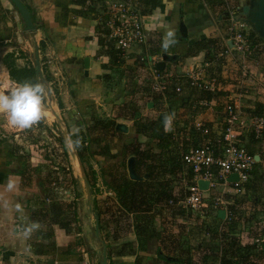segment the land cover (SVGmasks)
<instances>
[{"label": "trees", "instance_id": "obj_1", "mask_svg": "<svg viewBox=\"0 0 264 264\" xmlns=\"http://www.w3.org/2000/svg\"><path fill=\"white\" fill-rule=\"evenodd\" d=\"M205 1L208 6L217 8V18L221 16L218 23L227 33L230 12L241 11V0ZM141 3L142 11L146 14L151 8L159 5L160 1L141 0ZM70 4L76 7L62 8V24L68 25L72 22L68 18L72 12L76 15L98 18L96 36L99 54L107 55L110 60L108 67L106 65L103 67L113 69L124 64L125 55L116 48L112 40L108 39V31L104 25L106 15L103 13V0H71ZM32 17L34 20L33 15ZM249 38L252 45H256L254 58L262 61L260 72L262 85L259 86L263 87L264 41L253 31H250ZM163 41V33L153 29L146 48L150 56H162L163 53H167L176 54L178 57L180 54L181 61L187 56L204 52L205 59L209 62L206 76L217 77L219 89L211 92L193 87L187 78L182 76L179 77L180 83L176 78H164L166 89L163 92L156 91L153 89L154 83L146 56L141 55L134 63L135 73L131 71L129 75L131 77H128L125 83L127 95L122 102L115 103L110 115L100 113L94 102L88 103L82 123L84 128L71 133V140H80V146L74 147L86 169L93 193L96 194L94 208L100 218V233L103 229L101 222H104L102 213L112 211L113 217L110 216V220L114 225L109 235L114 239L130 235L133 231L136 235V240L123 244L120 251V254H136L135 264H197L193 259V250L197 248L210 249V255L204 256L202 264H261L258 259L264 258V245L258 248L255 243H243L240 233L250 220L246 215L247 211L256 210L257 200H254V197L262 202L264 198V130L260 136L249 129L243 130L239 135L238 145L244 146L252 154H259L261 160L256 162L249 179L244 183L243 193H228L223 196V190L221 191L222 199L226 200L223 206L233 212L230 218L221 219L218 216L222 205L216 204L218 195L213 193L208 198L204 197L203 207L195 209L181 205L179 202L184 199L190 184L187 179L192 176V171L186 167L182 155L189 146L198 145L202 141L200 132L194 126L195 116L204 108L200 101L218 97L223 102L222 109L228 100V92L224 89L229 84L238 82V74L236 76V73L228 72L231 57L220 55L224 48V41L220 35L196 41L185 51H178L177 47L165 50L162 46ZM45 44V41H41L42 50ZM17 58L15 52H8L3 58L13 82L43 83L36 75L34 64L20 66ZM156 63L152 67L157 69ZM168 63L171 64L167 62L164 69H158L160 73L174 71L175 75H180L177 70L169 68ZM46 80L50 81L47 74ZM179 84L183 88L181 92L176 90ZM249 90L256 93V89ZM182 94L186 100L175 111L170 129H163L164 122L158 119L159 112L164 109L165 104H171ZM149 102L153 103L152 108L148 107ZM243 109L249 118L264 117V97H259L254 102H246ZM219 118L223 120L221 115ZM118 119L131 121V130L126 132L117 128ZM205 124L210 128L207 138L218 147L222 127H216L212 121ZM55 126L58 128L57 123L48 126L41 121L36 125L39 128L37 137L32 141L27 140L32 144L47 142L45 156L48 161L42 160L40 164L32 162L31 149L28 150L19 143L14 135L0 136V156L7 157L10 162L13 160L19 162L13 170L21 175L22 186L29 187L35 183L41 189V193L35 194L27 204L31 223L46 226L44 230L34 229L31 235V244L35 246L33 250L38 254H50L57 250L53 240L54 226L65 229L67 233L82 232V228L76 226L77 203L64 199L67 192L68 196L81 195L77 189L79 179L73 175L69 153L60 135L61 129L58 128L59 133H56L53 131ZM141 136L145 140L140 139ZM97 156L105 157L108 162L99 165V170L92 169L91 165ZM131 157H134L133 169L136 178L130 176L128 162ZM98 176L108 189L114 192V198L101 201L97 197L95 184ZM249 193H256L253 199L249 197ZM232 199L234 201L230 203ZM105 203L108 204L106 208ZM131 214H136L134 219L131 218ZM253 214L251 213L250 217ZM156 218L160 219L159 226L154 223ZM258 232L260 233L259 230ZM201 234H205L203 236L205 239L198 243L192 240ZM206 235L209 238H206ZM43 238L47 242H43ZM101 238L105 241L102 235ZM153 238L158 242L157 257L143 254L150 250ZM79 244H86L83 237L78 241L77 245ZM59 257L65 256L61 254Z\"/></svg>", "mask_w": 264, "mask_h": 264}, {"label": "crops", "instance_id": "obj_2", "mask_svg": "<svg viewBox=\"0 0 264 264\" xmlns=\"http://www.w3.org/2000/svg\"><path fill=\"white\" fill-rule=\"evenodd\" d=\"M22 1L34 16V22L37 26V30L34 32L25 30V24L20 16V13L11 0H0V82L3 83L0 85L1 87L5 86L4 83L6 84L7 82L14 86L19 85L10 79L8 68L3 62L5 54L8 52H15V54L18 56L17 62L20 66L30 64L35 65V46L39 47L41 67L45 76L46 74L49 75L50 81L48 82L50 84L55 82L52 69L62 71V74H65V77L67 72L72 73L80 71L82 76L84 78L87 77V79L94 78L93 76L96 75L99 77L102 72H104V69L101 67V59H103L104 55L99 54V43L98 37L96 36V26L99 22L98 18H93V16L85 17L76 15L72 12L69 13L68 16L72 22L68 25H63L61 14L62 8L65 6L76 7L75 5L70 4L71 0ZM159 1V5L146 12L145 20L147 26L151 34L152 30L156 29L157 31H161L163 33V38L165 39L167 33L171 31L172 23L175 22L176 26L174 33L177 40L175 47H177L178 51H185L188 46L192 45L196 41L213 35H220L224 41V38L229 34L226 33L225 29L223 30L220 28L218 20L221 16L217 18V8L208 6L205 0ZM248 3L249 0H241V6ZM99 6L101 5L99 4ZM149 21H154V28L149 26ZM229 24L230 21L228 22V25ZM178 34L180 35V38L178 37ZM41 41H45L46 43L43 50L40 48ZM228 55L231 57L229 58L231 61L228 63V72L236 73V76L237 74L239 76L240 70L237 71L239 68V55H237L235 52L234 54ZM153 57L156 58H154L155 61H153V63H156L158 56L154 55ZM86 59H88V65H86L85 62ZM48 60H52V63L49 64ZM186 60H189L190 62L189 67L209 63L205 59L204 52L188 57ZM183 63L186 64L185 62H182V64ZM261 63V59H255L254 57L250 61L251 69L255 73L256 80L260 85H262L260 81ZM182 64L179 65L178 68H173H176L175 70L181 72L185 69L182 68V66H184ZM72 77L74 76H71L70 74L66 77V80L68 79L67 86L69 87L70 84L72 90V97H70L66 89L65 92L59 93L57 103L59 104L60 102L62 104V102H64L67 105L69 112L72 111V109H76L78 111L81 124L78 125V122H75L76 125L73 126L74 129H71V133H75L84 128L82 123L86 111L82 110V105L74 103L72 104V101L74 102V98L78 99V97H76L77 95H75L76 93L73 92L74 85ZM237 84L238 82H235L225 87L224 90L228 92V100H232L235 94L238 92L239 89L237 88ZM253 85L255 84H249V88H253V90L256 89L257 96L252 90L247 91L243 96V104L249 101L254 102L257 100V98L264 97V86L262 87L259 85ZM46 88L49 90L47 86ZM84 97L86 96L82 95L81 98L83 99ZM214 99L215 100L211 105H206V107L204 106L203 110L198 112L194 121H212L217 127V118L215 120V116L218 117L219 120L220 115L223 118V106L221 109V104L223 102L218 97H214ZM82 104L85 105L84 102H82ZM180 105L181 104L178 103L177 106L179 107ZM85 109H87V107ZM169 114V117L173 119L174 114ZM4 115L6 114L0 113V118ZM73 116H75V114H73ZM72 122H74L73 119ZM121 122L124 121H118V123ZM43 123L47 124L48 126H53L57 122L54 123V121H47L44 119ZM220 123L222 125V122ZM221 125L220 127H222ZM60 129L62 128L60 127ZM9 130L12 131V133H9ZM38 131L39 128H37L36 125L31 129L21 130L17 127L14 128L13 126L4 122L3 118L0 119V136L14 135L15 139L19 143L23 144L28 150L31 149V160L35 164H40L42 160L48 161L47 156H45L47 151L45 145L47 142L46 144L43 142H34L33 144L29 143L37 137ZM28 139H31V141L28 142ZM56 145H58V143ZM70 158V163L77 168L79 165L78 158L75 155L74 157L71 156ZM260 160L261 157L259 155L257 161ZM16 162L18 161L13 160L10 162L7 157L0 156V194L4 195L9 205L8 207H4L2 203H0V264H96L94 256H99L97 253V245L99 242L94 235L95 222L94 220L90 221V215L85 213L84 205L86 203L85 201L82 202V194L80 196L75 194L68 196L67 192V195L64 196V199H70L77 203L78 223L76 226H80L82 228V232L67 233L65 229L59 226H54L53 240L57 250L50 254H38L33 250L35 247L31 244V235L33 230H44L46 226H40L38 224L31 223L29 218L30 212L27 208V204L35 194L41 193V189L35 183L29 187L22 186L21 175L17 174L14 170L11 171L12 168L15 169L17 167ZM51 167L55 168V166ZM73 175L78 179L74 170ZM9 180L16 182V187L12 191H7V184ZM108 190L109 192L107 194L102 195V197L97 194V197L101 199V201L106 200V198H114V192L110 189ZM242 191L241 193L244 192ZM228 193L240 192L228 191ZM254 194L256 193H249V197H252L253 199L255 196ZM204 196H207V194H204ZM223 200L226 201L225 199ZM254 200H257L256 210L254 212L247 211L246 215H248L250 220L240 233L243 243H253V233L259 234L258 230L260 231V228L264 227V198L263 202L258 200V198L256 199L255 197ZM233 201L234 199L229 202L233 203ZM16 205L20 206V210H17ZM104 207H108V204L105 203ZM104 207L103 209L105 211ZM201 212L204 213L206 211ZM251 213H254L252 217H250ZM147 214L144 215L148 216ZM135 215L131 214V218L134 219ZM110 216L113 217L112 211L102 213L104 222H101L103 225V229H101V235L107 243L109 264H135L136 254H120L123 244L129 241L134 242L136 240L134 231L130 235L114 239L112 235H109L110 229L114 225L110 220ZM154 223L159 226L160 219L156 218ZM87 226L92 227V236L90 241H87L84 238V231L85 227ZM30 227H32L33 230L30 234L26 235L25 229ZM203 236H205V234L198 235V237L192 240L198 243L199 241L205 239ZM82 237L84 238L86 244L77 245L78 241ZM206 238L209 237L207 236ZM42 241L47 242L45 238H43ZM157 243V239L153 238L150 244V250L144 252L143 254L157 257ZM93 244H96V246L92 249L89 246L92 247ZM257 247L260 248L261 246ZM193 251V259L197 264H202L204 256L210 255V249L208 248H197ZM61 254H63L65 257L60 258L59 255ZM90 258L91 262H89ZM258 261L259 263L264 264V258L258 259Z\"/></svg>", "mask_w": 264, "mask_h": 264}, {"label": "built area", "instance_id": "obj_3", "mask_svg": "<svg viewBox=\"0 0 264 264\" xmlns=\"http://www.w3.org/2000/svg\"><path fill=\"white\" fill-rule=\"evenodd\" d=\"M103 11L106 15L104 25L108 31V39L112 40L116 48L120 49L123 54L134 44L142 45L149 41L151 33L145 20L146 14L142 11L141 0H103ZM238 13L236 10L230 12V24L227 27L229 34L224 38V48L220 53V55H228L235 52L239 55L240 73L237 84L238 92L232 100L226 101L223 106L222 133L217 142L219 146L216 147L207 138L210 128L206 126L205 122L195 120L194 126L200 132L202 141L198 145L189 146L182 155L186 167L192 171V176L187 179L190 183L187 194L179 203L195 209L205 205V196H203L205 190L200 189L198 180H208V190L222 186L223 192H241L257 162L255 154L250 153L244 146L238 145V138L243 130H253L257 136H260L264 130L263 116L249 118L244 114L242 100L250 89L249 84H255L253 86L260 84L250 65L256 45H252L250 41L251 30L249 27L237 20ZM48 63L51 64L52 60H48ZM208 65L209 63L191 66L187 70L181 71L180 75H175L174 71L160 73L158 69L152 67L153 89L163 92L166 89L164 78H176L179 82V77L183 76L193 87L216 92L219 89V79L206 76ZM182 89L181 84L177 85V91L181 92ZM214 100V98L211 100L202 99L200 104L211 105ZM233 173H238V180H229V176ZM102 187L103 185L99 186L100 189ZM216 204H221V209L226 210V218L233 215L232 210L223 206L225 201L221 195L216 197ZM252 241L256 246L264 244V227L260 228L258 235L253 236Z\"/></svg>", "mask_w": 264, "mask_h": 264}, {"label": "rangeland", "instance_id": "obj_4", "mask_svg": "<svg viewBox=\"0 0 264 264\" xmlns=\"http://www.w3.org/2000/svg\"><path fill=\"white\" fill-rule=\"evenodd\" d=\"M149 26L154 28L155 27L154 21H149ZM175 26H176V23L175 22L172 23V28H171L172 32H175ZM178 37L180 38L179 34H178ZM148 43H149V41L142 44V45L134 44L132 46V48H130L127 52L124 53V55H125L124 57L126 59L125 60L126 62L122 65L115 66L113 69H109V68L106 69L105 67H103L105 65L108 67V65L110 63L109 57L107 55H104L103 59H101L102 60L101 67H102V69H104V72H102V74L99 77H97L98 75H96V76H93L94 78H91V79L88 78L87 79V77L84 78L82 76V73L80 71L79 72H72V73L67 72L66 73L67 75L70 74L71 76H74V77H72L73 85H74L73 92L76 93L75 95H77L76 97H78V99L74 98V102L72 101V104L74 103V104L82 105L83 106L82 110L87 111V109H85V108L87 107L88 103L94 102L96 107L100 111V113H103L104 115H108V114L112 113V108L115 105V103L122 102V99L125 98V95H127L126 90H125V83L127 81V78L131 77V76H129L130 72L132 71L133 73H135L136 67H134V65H135L134 63L136 61H138V59H140L141 55L146 56L148 67H150L149 69H152L151 67L153 65V61H155L156 58L153 57L154 55L150 56L148 51L146 50ZM171 47H175V45L171 46ZM169 49H170V47H169ZM157 56H158V60H156V62L162 59L161 55H157ZM188 57H191V56H187L183 60L179 61L180 60V54H178V57H176L175 61L173 63L170 62L171 64L168 63L167 66L169 68H172V70H175L176 68H178L179 65L182 64V62H185L186 64H184V63L182 64V65H184V66H182V68H185L183 71H185L190 66L189 60L188 61L186 60ZM93 60H94V58H93ZM173 67H176V68L174 69ZM52 74L54 75L55 82L53 84H50L48 82L49 90H48L47 99L45 101V107H46L45 120L54 121V123L57 122L58 128L59 129H60V127L62 128L61 129L62 133H60V135L64 139L65 138L66 124H67V127L71 133V129L72 128L74 129L73 126H75L76 123L72 122V118L70 117L69 110L67 109V105L64 102H62V104L59 102V104H58L57 98L59 97V93L65 92L66 89H67L66 91H68L70 97H72V90H71L70 84H69V87L67 86V83H68V79L66 80L67 75L65 77L64 76L65 74L63 75L62 71H59L57 69H52ZM103 75L108 76V77L104 78ZM2 84L3 83L0 82V85H2ZM4 85L5 86H2V87L0 86V94H6L13 87H15L14 85H12L9 82H7L6 84L4 83ZM82 95L86 96V97H84L82 99L81 98ZM185 100H186V97H184V95L182 94L179 98H176L173 101L172 105L171 104H165L164 109L162 111H168V112L174 114V111L178 107L177 106L178 103L182 104ZM82 102H84L85 105H83ZM53 110H55L59 116H57ZM57 117H59V119H60L59 122H58ZM2 118H3L4 122L9 124L7 115L1 116L0 119H2ZM216 118H217V121H216L217 127H220V125H221L220 122H222V120L221 119L219 120L218 117L215 116V120H216ZM118 121H124L121 123H125L128 126V131L131 130V121L125 120V119H118ZM14 128H16V127H14ZM58 128L55 126L53 131H55L56 133L57 132L59 133ZM162 128L168 130V129H170V126L166 127V124L164 122L162 124ZM9 133H12V131H10ZM140 139L145 140V138L142 136L140 137ZM69 158H70V156H69ZM70 160H71V158H70ZM106 163H108V162H107V159L105 157L97 156L96 159L92 160V162H91L92 169L94 168L95 170H99V165L106 164ZM16 164L19 165V162H16ZM71 165L73 166V170L75 171L79 181H81V177L79 175V170L76 167H74L73 164H71ZM11 171H13V168ZM100 185H103V187L101 189L99 188ZM95 188L97 190L96 193L99 194L101 197H102V195L107 194L109 192L108 187L104 184V182L100 176H98V178L96 180ZM222 190H223L222 186H217L216 188H212L210 190H205L203 192V194H207V196H205V197L208 198L209 195L212 196L211 195L212 193H213V195H220ZM226 192H223L224 193L223 196L228 195V191H226ZM82 198H83L82 202L85 201L84 195ZM83 204H85V203H83ZM85 213L88 214L86 211H85ZM93 245H92V247L91 246H89V247L93 249V247H95L96 244H93ZM94 259H95L96 264H100V259H101L100 255L98 257H97V255L94 256ZM89 262H91V258L89 259Z\"/></svg>", "mask_w": 264, "mask_h": 264}, {"label": "water", "instance_id": "obj_5", "mask_svg": "<svg viewBox=\"0 0 264 264\" xmlns=\"http://www.w3.org/2000/svg\"><path fill=\"white\" fill-rule=\"evenodd\" d=\"M14 5L17 7L18 12L20 13V16L25 24V30L34 32L37 30V26L33 20L32 13L31 11L26 7L24 2L22 0H11ZM221 18V17H220ZM237 20L245 23L251 31H253L257 36H259L263 41H264V0H249L248 4H244L242 6L241 11H239L237 15ZM177 57L176 54H167L163 53L162 54V59L157 61L156 67L159 70H162L165 68V65L167 62H172L175 60ZM86 65H88V59H86ZM35 69H36V75L38 78H40L43 83L48 87L49 89V84L48 81L46 80V76L42 70L41 67V60H40V55H39V47L35 46ZM153 103L149 102L148 107L152 108ZM57 116L58 113H56L55 110H53ZM70 117L73 119L74 122H78V125L81 124L80 121V116L78 115V111L76 109H72V111L69 112ZM75 114V116H73ZM170 114L168 111H160L158 119L162 122H165V118L169 117ZM75 117V118H73ZM58 121H60L59 117ZM117 128H119L122 131H128V126L125 123H118ZM70 138L71 139V133L67 127L66 124V130H65V138L63 139L64 145L67 148V151L69 153V156H76L78 158V167L77 169L79 170V175L81 177V181H79L77 185L78 191L85 196V205L84 209L85 211L90 215V221L94 220L95 222V229H94V235L96 239L98 240L99 244L97 245V253L100 255V264H109V258H108V250H107V243L101 238V233H100V218L95 212L94 208V198L95 195L92 190V186L90 183V180L88 178L86 169L80 159V156L77 153V150L75 147L69 148L66 144V139ZM256 159L259 158V155H255ZM133 163H134V157H131L128 162L129 166V171H130V176L132 178H136V174L133 169ZM238 173H233L229 176V180H238ZM198 185L200 189L202 190H208L209 187V181L200 179L198 180ZM218 216L221 219L226 218V210L225 209H219L218 211ZM92 236V227L87 226L85 227L84 231V238L87 241L91 240Z\"/></svg>", "mask_w": 264, "mask_h": 264}, {"label": "clouds", "instance_id": "obj_6", "mask_svg": "<svg viewBox=\"0 0 264 264\" xmlns=\"http://www.w3.org/2000/svg\"><path fill=\"white\" fill-rule=\"evenodd\" d=\"M177 43L175 34L169 31L163 41V48L167 50L169 47ZM48 96L46 86L41 82L30 83L25 82L13 87L8 93L0 94V113H4L8 117V123L21 130L31 129L45 119L46 107L45 101ZM166 127L171 125V117L165 118ZM69 148L79 147L80 140L75 141L70 138L66 139ZM16 187V182L9 180L7 191H12ZM0 203L4 207H8V201L3 194H0ZM17 210L20 206L16 205ZM33 230L32 227L25 229L28 235Z\"/></svg>", "mask_w": 264, "mask_h": 264}, {"label": "bare ground", "instance_id": "obj_7", "mask_svg": "<svg viewBox=\"0 0 264 264\" xmlns=\"http://www.w3.org/2000/svg\"><path fill=\"white\" fill-rule=\"evenodd\" d=\"M74 157V156H73ZM77 159V158H76ZM73 161H74V159H73Z\"/></svg>", "mask_w": 264, "mask_h": 264}]
</instances>
